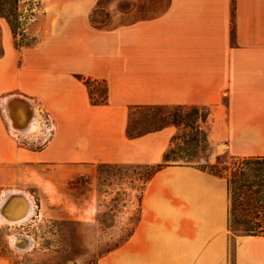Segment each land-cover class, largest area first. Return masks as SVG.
Returning <instances> with one entry per match:
<instances>
[{
	"label": "crops",
	"instance_id": "obj_1",
	"mask_svg": "<svg viewBox=\"0 0 264 264\" xmlns=\"http://www.w3.org/2000/svg\"><path fill=\"white\" fill-rule=\"evenodd\" d=\"M94 2L47 0L36 47L18 50L0 21L1 190L28 191L33 209L32 194L49 199L56 180L99 165L161 164L166 128L127 136L129 111L143 107H209L229 156L264 158V0H168L161 13L111 30L89 23ZM86 80L105 84L104 104L89 102ZM11 96L33 106L38 126L30 132L39 120L52 125L40 149L17 147L18 136L39 135L10 130L2 104ZM92 203L82 199L84 215ZM228 210L225 177L162 166L141 190L130 235L96 264H230ZM233 264H264V235L240 236Z\"/></svg>",
	"mask_w": 264,
	"mask_h": 264
},
{
	"label": "rangeland",
	"instance_id": "obj_2",
	"mask_svg": "<svg viewBox=\"0 0 264 264\" xmlns=\"http://www.w3.org/2000/svg\"><path fill=\"white\" fill-rule=\"evenodd\" d=\"M46 2L0 0V21L3 19L10 26L18 50L36 47L44 41ZM167 5L168 0H96L91 6L89 23L101 30H111L157 15ZM51 10L50 14L57 15L60 7L54 5ZM85 82L89 102L104 104L105 84ZM41 117L50 121L46 115ZM212 118L209 107L135 108L129 111L126 132L134 138L166 128L161 165L196 166L228 181L232 174H238L242 158L225 152L218 133L212 130ZM39 123V129L31 131L39 135L37 141L18 136L17 147L40 149L46 143L54 134L53 127L49 125L47 130L42 121ZM94 170L95 174L60 183L56 180V185H50L52 194L47 200L37 192L32 194V213L24 221L10 223L0 215V264H96L99 257L119 247L138 219L141 190L152 169L133 164L99 165ZM243 174L248 175L236 178L229 190L227 186L230 264L237 240L244 235L239 225L246 219L254 220L260 227L264 224V162L247 164ZM239 187L247 190L253 200L241 201L237 195ZM30 189L36 191L34 187ZM13 190L0 189V207ZM89 195L95 209H91L90 217L80 210L82 199ZM67 198L70 203L64 202Z\"/></svg>",
	"mask_w": 264,
	"mask_h": 264
},
{
	"label": "bare ground",
	"instance_id": "obj_3",
	"mask_svg": "<svg viewBox=\"0 0 264 264\" xmlns=\"http://www.w3.org/2000/svg\"><path fill=\"white\" fill-rule=\"evenodd\" d=\"M14 112V108H13ZM16 113V112H15ZM15 122V127H28V120L23 122L22 118H19ZM38 126L37 119L33 120L28 130L36 128ZM19 128V129H23ZM34 131V130H32ZM27 195L21 191L11 192L8 197L5 199V202L0 207V215L10 223H18L26 220L32 213V209L29 206Z\"/></svg>",
	"mask_w": 264,
	"mask_h": 264
},
{
	"label": "trees",
	"instance_id": "obj_4",
	"mask_svg": "<svg viewBox=\"0 0 264 264\" xmlns=\"http://www.w3.org/2000/svg\"><path fill=\"white\" fill-rule=\"evenodd\" d=\"M161 129V128H159ZM128 135V134H127ZM129 137H132L130 136V134L128 135ZM138 137V136H137ZM260 162H264V158H242V163H241V167L238 168V174H232V178L231 180H228L227 181V186H228V190L230 189V184L234 182V180H236V178H242L243 176L245 175H248V174H243V172L246 170L247 168V164H250V163H260ZM163 165L159 164V165H156V166H149L152 171L151 173L149 174L147 180L145 181V183L148 181V179L151 177V175L159 170ZM251 171V170H249ZM217 176H221L220 174H215ZM243 187V186H241ZM239 190V192L237 193V195L239 197H241V201H252L253 198H252V195L248 194L247 193V190H244L243 191V188H237ZM252 194V193H251ZM251 196V197H250ZM137 222V221H136ZM239 225V224H238ZM241 227L240 231L242 233H244V235L242 236H256V235H264V224L262 227H260L259 224H257L254 220H244L243 223H241L239 225ZM230 227L231 226V223H230ZM130 235V234H129ZM128 235V236H129ZM127 236V237H128ZM126 240V239H125ZM125 240L123 241V243L125 242ZM123 243H121L120 245H122ZM119 245V246H120ZM117 248V247H116Z\"/></svg>",
	"mask_w": 264,
	"mask_h": 264
},
{
	"label": "water",
	"instance_id": "obj_5",
	"mask_svg": "<svg viewBox=\"0 0 264 264\" xmlns=\"http://www.w3.org/2000/svg\"><path fill=\"white\" fill-rule=\"evenodd\" d=\"M2 107L4 115L8 121L9 128L12 132L22 135L32 134V132H30L28 128L33 120L36 119V113L33 106L27 100L18 96H11L4 99ZM13 108L20 110L21 113H14ZM19 118H22L23 122H25V120H28V127H19L23 129L16 128L15 122H18L17 120Z\"/></svg>",
	"mask_w": 264,
	"mask_h": 264
}]
</instances>
